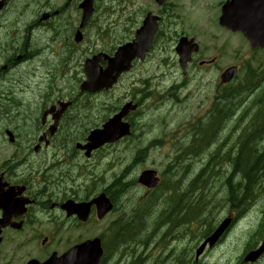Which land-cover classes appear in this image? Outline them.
I'll return each instance as SVG.
<instances>
[{
  "label": "rangeland",
  "instance_id": "obj_1",
  "mask_svg": "<svg viewBox=\"0 0 264 264\" xmlns=\"http://www.w3.org/2000/svg\"><path fill=\"white\" fill-rule=\"evenodd\" d=\"M14 1L12 0L11 4ZM28 1L25 7L12 13L15 14L14 17L20 18L22 25L28 21L32 23L37 22L39 11L44 10L43 13L47 12L46 14H49V9L52 7L54 9H61L65 4L68 15L63 20H58L59 18L52 20L48 23L51 27L38 29L39 32H42L43 36L38 37V40L36 38L34 40L33 38L34 43L32 40L28 46L30 53L34 51L35 56L38 54L35 61L23 67L25 70L13 69L12 73L8 74L6 81L3 82V88L8 90H2L1 97L6 98L8 104L12 105V107L17 102H21L24 108L22 107L21 114L15 108L12 109L14 112L9 114L7 111H4L3 108L6 106L2 103L0 105V124H3L6 119L7 123L16 127L21 126L18 124V121L22 120L26 122L27 120L37 119L42 111L39 109V116L35 114L38 102V100L36 101V94H39V90L40 92L50 90L47 81L50 80L51 74L54 77L56 76L55 86L60 92L56 94L55 98L69 101L68 99L77 96L79 86L85 80L83 70L86 59L91 58L98 51L102 52L101 50H106V53H111L115 51L114 48L118 43L132 41L146 13L149 12L158 15L163 18L162 30L160 35L157 36L156 44L148 59L144 63L138 62L133 71L126 75L112 92L82 99L77 105L79 111L77 116L79 117L80 123L76 127L69 125V127L64 129L61 128L60 133L63 134L62 136L59 135V141L55 142L52 148L64 147L66 149L61 153L63 161L70 162L73 159H77L75 161L76 165H87V172L90 176L82 180V183L86 182V185L91 184L94 188L86 187L83 191L84 194L93 195V192L100 188H107L108 186V190H111L115 197L117 196L118 202L126 201L131 203L130 206L125 205V209L128 207L135 208L136 215H138L140 213L138 210L142 199L143 197L147 198L148 194L145 193L137 181L144 170L153 169L163 176V189H166V186H172V182L181 180L180 185L183 190V198L190 199L192 197L191 200H193V203L187 202L188 210L197 207L199 205L198 199L197 197L195 200L193 199V195L190 193L192 190L188 187V184L200 173L205 165L206 159L195 157L183 162L185 158L181 157L179 150L189 144L191 141L190 130L212 108L211 105L214 94L216 93V86L218 84L220 85L219 70L222 73L229 66H240V73L238 78L233 82L232 87L236 84H243L245 73L249 68L257 72L261 70L264 73L262 69L264 67V51H252L248 42L240 34H232L219 27L218 19L221 14V8L227 0H167V5L163 9H160L155 0H99L97 3L100 8L93 19L94 22L91 25V29L88 31V40L82 47H78L76 54L70 57L71 61L67 67L56 63L58 60L66 57L65 39L66 41L69 40L68 38L71 36L72 28L76 29L79 26L82 15L79 13V5L82 0ZM11 4L9 5L7 14H11V11L16 9ZM41 20L43 21V18ZM10 21H13V19ZM97 23L104 25L103 28H107V30H112L109 36L99 35L97 37L95 29V24ZM53 25L55 27H52ZM24 27H22V31ZM59 27L63 29L62 36L51 43L48 40L49 35L55 31L56 35L59 36ZM182 35L194 38L199 43L201 47L199 57L201 59L205 61H211L213 58L218 59L217 66L207 69L199 67V64L196 63V67L191 70V74L184 79L178 65V56L175 53L176 41ZM37 36L35 33L34 37ZM26 37L27 34L25 33L23 38H20L19 43L26 41L24 40ZM73 39L72 37L71 41ZM18 45L20 44H14L12 48L14 49ZM50 50H53L54 54ZM0 51L2 50L0 49ZM6 53L3 52V54H0V58L4 57ZM13 56H16V54ZM11 62L7 58L0 64V70L3 66L11 64ZM38 62L41 64L38 65ZM53 65L54 68H52ZM40 66L43 69L39 72ZM20 73H22V76L19 75ZM19 76L21 80L18 78ZM183 81L186 82V86L185 89L181 90L179 97L182 100L184 99V102L182 105H175L173 101L167 98L168 90L175 82L182 83ZM140 91H144V97ZM245 91L246 88L243 87L240 93H245ZM147 93L150 94V97H145ZM260 94L261 92L253 95L245 94L240 98L237 97L230 102V108L234 107V110L238 109L237 107L240 105L239 101L247 96L246 101L248 102L245 104V108L250 112L254 109V105L252 104L254 100L253 96L255 95V99H257ZM127 99L132 101L143 100V107L133 117V121L135 122L134 136L129 140L106 147L94 156L91 161H87L83 153L75 152L73 149L75 144L73 146V143L67 140L74 138L76 142H83L91 130L98 128V125L101 127L105 123L106 118L110 116L109 111L129 101ZM220 99H224V96ZM256 111L254 110L250 112L249 116H246L248 117V121L254 118ZM16 114L20 116H15ZM240 114L243 115L242 112ZM84 116L88 117L87 121L84 120ZM243 117L245 118V116ZM243 133H238L236 130L225 133V138L227 141L229 140L228 148L236 151L234 149L236 141L239 140V136ZM159 140H163L165 143L154 149H148V151H145L147 155L137 158L141 148L148 146L153 141ZM60 143L63 144L61 145ZM211 152H214V149L208 144L206 153ZM182 153H185V151H182ZM55 155L56 152L48 153L51 159L45 161L46 166H49L48 168H51L50 164L54 162L52 158ZM208 161L215 167L221 161L220 155L213 153L209 156ZM230 169L231 167H225V169L218 167L219 171L216 170L213 178L208 176L209 182L199 183L198 188L194 190L198 194L204 187L207 188L209 184L216 183L212 185L215 188L212 189L211 186L209 187L212 191L208 189L206 191L204 189L206 197H204V200L203 197L200 199V204L202 203L203 206L209 205L208 208L211 210L208 219L210 225H214L219 220L223 221L228 217V209L224 198L226 203L227 200L229 203L231 189L226 191V187L221 184L220 180L222 178L221 175H229ZM204 171L207 175L212 174L210 168H204ZM60 172L61 169L57 172L54 170L52 174L57 177ZM124 173L127 175L126 181L134 184V186L136 185V188L128 190L125 187L114 185V180L120 175H125ZM71 174L77 178L79 172L74 170ZM227 178L229 179L231 177ZM234 179L232 177L230 180L233 181ZM261 180L264 184V178H261L260 182ZM58 182L61 184L62 179ZM243 190H245V187H243ZM257 192L260 193L254 195V198L251 200L252 202L248 205L249 207L244 210L249 208L256 210L255 213L257 212L258 214H253V217L248 218L246 223L248 224V229L261 232L264 230V219L261 220V212L264 208V185L262 187L260 185ZM154 196L156 195L149 196V200ZM198 197H200V194ZM180 199L178 198L174 201L172 208L177 211L181 219L186 206L181 204ZM166 202L161 199L156 202V205L150 212V216L146 217L148 218L147 221L145 223L143 222L144 228L147 226L148 230L152 228L151 225L156 222L161 206H164ZM170 206L171 204L165 209L169 213L171 212ZM132 214H134L132 211H127L124 216L132 217ZM119 217L120 215L118 214L109 217L101 226L94 228L93 235L98 228L117 224L118 221L114 220L119 219ZM182 222L174 221L169 225L170 237L168 239L171 240L167 242L159 240L153 243L151 245V247H154L152 252L146 250L148 249L146 246H148L150 241L146 245H143L145 242L142 241L143 239L136 241L131 238L129 232L126 235V239L123 240L122 237H119V241L127 249L136 246L143 253L153 257L149 262H145L143 259L144 256L139 257L135 264L141 262H143L142 264H175L174 260L177 261L176 264H198L197 260H195V248H193L195 245H198L197 240L199 239V235H194L196 225L189 226L187 231L182 226ZM243 224L242 222L238 226L239 229L243 228ZM204 228H208L207 225ZM137 229L139 227L136 228V231ZM162 232L166 234V227L159 229L157 232H150L148 238L151 240L159 238ZM187 232H189L188 239L179 238V236ZM250 244L251 242L248 243L247 237L245 235L239 237L238 229H235L230 233L226 242L223 243V246L206 257L205 263L244 264L243 255L247 252ZM165 246H167L166 251L164 250ZM255 248L252 245V249L254 250ZM32 252L34 255L37 254L35 249ZM155 258H159L156 263L153 262L157 260Z\"/></svg>",
  "mask_w": 264,
  "mask_h": 264
},
{
  "label": "flooded vegetation",
  "instance_id": "obj_2",
  "mask_svg": "<svg viewBox=\"0 0 264 264\" xmlns=\"http://www.w3.org/2000/svg\"><path fill=\"white\" fill-rule=\"evenodd\" d=\"M27 1L15 0L11 4L10 0L9 5L11 4L16 9L11 11V14L0 15V49L2 50L0 54L8 52L0 58V64L7 58L8 61H12L0 70V105L3 103L6 107L2 108L9 114L14 112L13 108L21 114L20 111L23 110L24 105L17 102L12 107L6 98L1 97L2 90H8L3 88V82L13 69L25 70L23 67L35 61L38 54L35 56L34 51L30 53L29 44L33 38L38 40V37L43 36L38 29L51 27L48 23L56 18L60 20L63 12L62 9H49L48 19L42 21L43 14L47 12L39 11L37 22L28 21L22 25L20 18L14 17L15 14L12 13L25 7L28 4ZM9 5L5 10L6 13ZM12 19L13 21H10ZM22 27H24L23 31ZM59 29L61 34L63 29L61 27ZM25 33L27 34L24 39L26 41L19 43ZM35 33L37 37H34ZM59 36L56 32H52L48 40L51 43L55 42ZM14 44L20 45L13 49ZM65 47L66 57L58 60L56 64L67 67L71 61L70 50L73 48L71 38L66 41ZM50 52L54 53L52 50ZM14 54L16 56H13ZM40 64L38 62V65ZM41 67L39 72L43 69ZM19 75L22 76V73ZM56 80V76L51 74L50 80L47 81L50 90L46 92L39 90V94H36L38 102L35 114L39 116V109L42 111L37 119L26 122L18 121L21 126L16 127L7 123L6 119L3 124H0V264H28L31 260L44 263L55 254L61 257L74 246L96 238H100L102 242L101 263L109 264L108 236L109 231L114 232L116 226L107 225L104 228H98L94 235L93 230L101 226L112 215L124 212L120 207L131 205L130 202L116 201L112 212L102 220L98 219L97 209L94 206L90 207V215L86 220L80 219L77 215L69 216L64 210L63 206L68 201H73L77 205L90 203L92 195L84 194V189H75L67 176L62 174L54 176L52 172L54 170L57 172L56 167L50 165L51 168H48L49 166L47 167L45 163L51 160L46 149L59 141V130L69 125L76 127L80 123L79 117L73 115L79 113L76 108L72 117L70 112L65 113L54 136L47 133L53 124V117L48 116L46 120H43L45 114L49 108L60 101L59 98H55L56 94L60 93L55 86ZM83 118L85 121L88 120L87 116ZM60 179H62L61 184L58 182ZM117 221L120 223L123 218ZM34 249L37 251L36 255L32 252Z\"/></svg>",
  "mask_w": 264,
  "mask_h": 264
},
{
  "label": "water",
  "instance_id": "obj_3",
  "mask_svg": "<svg viewBox=\"0 0 264 264\" xmlns=\"http://www.w3.org/2000/svg\"><path fill=\"white\" fill-rule=\"evenodd\" d=\"M159 5H163L165 0H157ZM84 16L82 28L88 19L92 16L93 0H86L82 5ZM220 24L234 32H242L249 40L252 48H264V0H231L223 7V15ZM158 31L157 18L148 15L143 27L137 32L136 41L122 46L116 52L114 58H108L103 54L88 60L86 64L87 81L81 86L82 91L96 93L104 89H111L116 84L120 75L130 70L132 62L135 59L144 60L146 54L152 46V41ZM81 40L80 33L77 35V42ZM198 51V47L187 39H182L177 47V53L180 56V65L183 69L191 61V55ZM108 60V66L104 71L99 64ZM237 73V68H231L223 75V82H230ZM135 109L128 105L124 110L110 120L103 130L93 131L88 138V144L82 149L87 150V155L99 149L106 144H112L120 139L130 135V126L123 124L122 119L129 113V110ZM156 172L146 171L139 178V183L148 189H154L159 184ZM98 208L99 217L102 218L112 209L110 201L105 195L93 200L92 202ZM90 205L76 206L69 203L65 206L69 215L77 214L80 218L86 220ZM226 224L222 226L218 234L210 239L213 245L224 231ZM205 245L199 250L198 256L203 252ZM264 252L263 247L255 254L247 257V261H255Z\"/></svg>",
  "mask_w": 264,
  "mask_h": 264
},
{
  "label": "trees",
  "instance_id": "obj_4",
  "mask_svg": "<svg viewBox=\"0 0 264 264\" xmlns=\"http://www.w3.org/2000/svg\"><path fill=\"white\" fill-rule=\"evenodd\" d=\"M257 87L258 85L251 83V85L246 86V89H251L252 91H254ZM237 97H238V88L228 90V92L224 95L225 102L221 105V107L224 106V108L220 112L223 113L227 111L228 109H230V106H231L230 102ZM246 97L239 101L240 105L237 107L243 113V116H249L250 112L254 110H259V111L263 110L262 111V114H263L264 108H262V106L264 107V91L263 93L259 95V98L257 99H255L256 97L255 95L253 96L254 100L252 104L254 105V109L251 110L250 112L248 111V109L245 108V104L247 103ZM259 114H261V112ZM259 114L257 115V117H254L252 121L250 119L249 121L250 124L256 121H264V118H258ZM251 131H252V134L246 131L241 137L239 145L237 146L238 155L236 157H234L233 159H227L226 157L221 156L220 157L221 161L216 167H213V165H211L209 161L205 162V165L200 171V173L190 182L189 187L192 190L190 193H192L194 200L197 197L199 205L191 210H188V221L189 222H191V219L193 218H196L197 220H199L203 218L204 215H205L204 219H206L207 216H209V212H210V208H208L209 205L203 206L202 203L200 204L201 202L200 199L203 197V200H204V197H206V194H204V191L205 190L207 191V189L210 186L213 187L212 185L216 183L209 184L207 188L204 187L198 192V194L195 193L194 190L198 188L199 183L209 182L208 176H211L213 178V176L216 174V170L219 171L218 167H221L222 169H225V167H231L230 169L231 172L229 173V175L227 176L221 175L222 178L220 182L224 187H226V191L231 189V192L229 195L230 196L229 203L232 207L237 208L239 210H243L246 207V204L254 198V195L257 193H260L257 191L260 185L261 187L262 185H264L262 180L260 182V179L264 178V146L260 149L259 146L256 147L255 144L258 145V142L261 140H263L264 142V125L257 124L254 127H251ZM183 151H185V153H182L183 156L186 158L189 157V150L184 149ZM204 168H208V169L210 168L212 174L207 175L204 171ZM126 177H127L126 175H121L117 177L114 180V185L126 187V185L129 184L125 181ZM227 177H231V178L234 177L235 179L232 181L230 180L231 178L228 179ZM243 187H245V190H243ZM260 191H263V190H260ZM199 194H200V197H198ZM191 198L192 197L188 199V202L193 203V200H191ZM175 217H176V211L170 214V218L173 221ZM140 219H141V224L143 226V222L145 223V221H147L148 218L140 217ZM126 226L128 228H132V224L126 225ZM131 231H133V229ZM128 232L129 234H131L130 231ZM128 232L125 233L124 231L125 234L121 232L120 237H122L123 240L126 239L127 238L126 235L128 234Z\"/></svg>",
  "mask_w": 264,
  "mask_h": 264
},
{
  "label": "bare ground",
  "instance_id": "obj_5",
  "mask_svg": "<svg viewBox=\"0 0 264 264\" xmlns=\"http://www.w3.org/2000/svg\"><path fill=\"white\" fill-rule=\"evenodd\" d=\"M18 1V0H17ZM55 32V31H54ZM4 39V38H3ZM44 58V57H43ZM63 61V60H62ZM225 102V100L224 99H219V101H218V105L219 106H221L223 103ZM246 102H248V101H246ZM85 110V109H84ZM219 114H221V112L219 111L218 112V115ZM248 115V114H247ZM30 117V116H29ZM76 118V117H75ZM252 121V120H251ZM249 124H250V122H248ZM33 125V124H32ZM256 129V128H255ZM223 130V129H222ZM224 131V130H223ZM235 131V130H234ZM244 134V133H243ZM243 134L242 135H240L239 136V140H237L236 141V146H235V148L234 149H236V152H237V146L239 145V142H240V140H241V137L243 136ZM245 136V135H244ZM31 137V136H30ZM247 137V136H246ZM246 140H247V138H246ZM68 141V140H67ZM191 142H203L204 143V141L203 140H201L200 138H198L197 136H195V139L194 140H191ZM237 142H238V144H237ZM260 149L262 148V147H259ZM239 149V148H238ZM219 155V154H218ZM217 160V159H216ZM218 164V163H217ZM216 167V166H215ZM204 175V174H203ZM111 194H112V191L111 190H108ZM115 198V200L116 201H118V198H117V196L116 197H114ZM230 201V200H229ZM252 201H250V202H248L247 204H246V207L244 208V209H246L247 207H249L248 205H250V203H251ZM230 204V203H229ZM193 205V204H192ZM243 209V210H244ZM121 235H123V234H121ZM119 237H120V234H119ZM124 237V236H123Z\"/></svg>",
  "mask_w": 264,
  "mask_h": 264
}]
</instances>
